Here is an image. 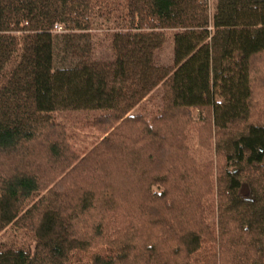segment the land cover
Returning a JSON list of instances; mask_svg holds the SVG:
<instances>
[{"label": "trees", "instance_id": "trees-1", "mask_svg": "<svg viewBox=\"0 0 264 264\" xmlns=\"http://www.w3.org/2000/svg\"><path fill=\"white\" fill-rule=\"evenodd\" d=\"M207 1L0 0V264H264V0Z\"/></svg>", "mask_w": 264, "mask_h": 264}, {"label": "rangeland", "instance_id": "rangeland-1", "mask_svg": "<svg viewBox=\"0 0 264 264\" xmlns=\"http://www.w3.org/2000/svg\"><path fill=\"white\" fill-rule=\"evenodd\" d=\"M214 3L215 0H208L207 1V7L209 14L212 15L214 11ZM105 25L97 26L92 28L89 32L90 34H95L96 36L93 35L94 40L97 41V46H96V52L99 53H104L105 51L108 50L107 47V41L104 39L102 36V33L104 34L105 32ZM57 31V30H55ZM173 31L172 30H166L165 31V37H166V42L162 46V48L159 51V59L160 62L162 63H169L172 57V42H171V35ZM159 96H160V89L157 91L153 92L151 96L143 103L140 105L136 106L132 112H139L142 111L146 113V115L151 114L152 109H155L153 103H157L159 105ZM140 109V110H139ZM193 117L195 121L198 123L200 122L199 119V113L197 111L193 112ZM92 119L89 118L88 116L81 115L80 113H69V114H59L57 116V120L63 122L65 124V127L68 128V130L73 132V138H76V141H83V146L91 145L92 142H94L100 135L99 130L97 128L92 127ZM90 121V122H88ZM192 137H195V132H193ZM193 144L195 146V154L197 156L203 155L202 150L203 148L197 147L195 142L197 140H193ZM82 146V145H81ZM88 146V147H89ZM11 235V229L4 230L3 232L0 233V239L7 240V238ZM11 237V236H10ZM15 238H18L19 236H15ZM31 249H33V244L31 245Z\"/></svg>", "mask_w": 264, "mask_h": 264}, {"label": "built area", "instance_id": "built-area-1", "mask_svg": "<svg viewBox=\"0 0 264 264\" xmlns=\"http://www.w3.org/2000/svg\"><path fill=\"white\" fill-rule=\"evenodd\" d=\"M54 30H57V32L62 31V27L60 25H55Z\"/></svg>", "mask_w": 264, "mask_h": 264}]
</instances>
